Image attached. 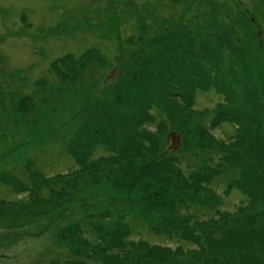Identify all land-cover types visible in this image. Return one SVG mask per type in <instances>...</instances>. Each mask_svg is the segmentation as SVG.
<instances>
[{
    "label": "rangeland",
    "instance_id": "374dc122",
    "mask_svg": "<svg viewBox=\"0 0 264 264\" xmlns=\"http://www.w3.org/2000/svg\"><path fill=\"white\" fill-rule=\"evenodd\" d=\"M0 264H264V0H0Z\"/></svg>",
    "mask_w": 264,
    "mask_h": 264
},
{
    "label": "trees",
    "instance_id": "16d2710c",
    "mask_svg": "<svg viewBox=\"0 0 264 264\" xmlns=\"http://www.w3.org/2000/svg\"><path fill=\"white\" fill-rule=\"evenodd\" d=\"M133 217H137V215L130 214L127 217V219L124 220L126 228L133 231V232L138 231V233L140 234V237H143L147 242H150L149 239L144 237L145 232L143 233V230L144 231H150V229H148L147 221L144 220L143 217H139L137 219H133ZM139 227H141V228H139ZM154 231L156 232V234H153L154 236H157V235L161 236L162 234H164L163 231L162 232H159L156 230H154ZM152 233H154V232H152ZM167 233H168V236L173 238L174 235H172V232L167 231ZM143 238H141V239L144 240Z\"/></svg>",
    "mask_w": 264,
    "mask_h": 264
}]
</instances>
